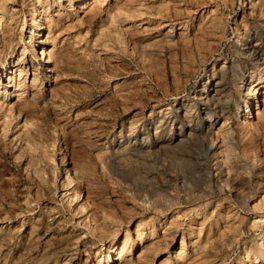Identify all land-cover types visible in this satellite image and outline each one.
<instances>
[{
  "label": "rangeland",
  "instance_id": "1",
  "mask_svg": "<svg viewBox=\"0 0 264 264\" xmlns=\"http://www.w3.org/2000/svg\"><path fill=\"white\" fill-rule=\"evenodd\" d=\"M259 1L0 0V264H264Z\"/></svg>",
  "mask_w": 264,
  "mask_h": 264
},
{
  "label": "bare ground",
  "instance_id": "2",
  "mask_svg": "<svg viewBox=\"0 0 264 264\" xmlns=\"http://www.w3.org/2000/svg\"><path fill=\"white\" fill-rule=\"evenodd\" d=\"M259 4H260V6L261 5H263V2H262V0H260L259 1ZM264 48V47H263ZM263 48H262V46L260 45V42L259 43H255L253 46H250V47H247V50H246V55L249 57V59L250 60H252V59H263V57H262V55H263ZM49 51V50H48ZM212 86H213V89L211 90V92H209V93H207L206 92V90H202L201 89V91H202V93H206L203 97H202V100L204 101V102H210V103H212V104H214V105H216L217 107H218V109L219 110H221V109H223V107L225 106V101H227V99L224 97V98H221L220 96H218V94L220 93V92H222L223 91V88H222V86H223V73L222 72H220L219 73V76L217 77V79H216V81L214 82V84H212ZM182 104H184L185 106H188L189 107V105L187 104V103H184V102H182ZM249 105V104H248ZM184 106V107H185ZM247 106V104H245V107ZM195 108V107H194ZM186 111V110H185ZM185 111H183V116H180V118H178L177 117V119H175L176 120V123L177 124H179L178 126L180 127V124H181V117L183 118V117H188V116H185ZM240 111V110H239ZM218 113V112H217ZM217 116V115H216ZM220 117V116H219ZM214 120V119H213ZM198 121H200L201 123H207V122H212V114L209 112V111H206L205 110V112H203L202 114H201V116L198 118ZM174 125H176V124H174ZM209 126H207V128H208ZM195 128H196V124H195ZM195 128H193L192 129V131L193 132H191V133H196V132H194L196 129ZM207 128L205 129V131L203 132V134L201 135V139L200 140H202V142H203V145H205V147H206V145L208 144L207 143V140L209 141V146H207L206 147V150H209L211 147H215V148H217V149H219L220 148V151H218V152H216V153H218V157L220 156L221 157V153H222V150H223V152L224 153H226V156H227V158L229 159L228 160V163L227 162H225L224 160H221V159H219V164L221 165V166H223V167H226L225 169H224V171L226 172V173H230V172H232V171H235L236 170V172H234V176L235 177H241V176H247V177H249V165L247 164V163H245V162H243V161H241V159H240V157L238 156V154H237V150H236V143H235V138H234V136L232 135V130L231 129H229V127L228 128H224L223 129V127H222V132H221V135L219 136V137H217V136H209L208 138H206L207 136V134L208 133H210L209 132V130H207ZM209 129V128H208ZM170 133V132H169ZM192 134V135H193ZM179 136H181L180 134H176V135H174V136H172V138H170L165 144H163L162 145V140H160V145H159V147L160 148H163V147H165V146H167V145H169V146H167V147H171V146H176L177 144H180L181 142H182V138H180ZM202 136H204L203 138H202ZM176 140V142L175 143H172V141L173 140ZM238 144V143H237ZM204 147V148H205ZM3 157H5V155H2ZM255 157H257V156H255ZM260 161V157H258L254 162H259ZM198 162V161H197ZM218 163V162H217ZM253 163V162H252ZM251 163V164H252ZM195 164H196V166L198 167V169L201 167H199V165L201 164V163H196L195 162ZM256 164V163H255ZM181 165V164H180ZM0 166L2 167V169H1V172H4L5 171V166L2 164V163H0ZM221 166H219V167H221ZM251 166H254V163H253V165H251ZM222 168V167H221ZM223 171V172H224ZM204 173V172H203ZM176 174V173H175ZM239 177V178H240ZM242 177V178H243ZM226 181V180H225ZM6 184H7V181L6 180H4V179H2V178H0V200L2 201L3 199L1 198V197H4V194H8L7 193V191H5V190H3V187L4 186H6ZM256 188H258V187H256ZM255 189V188H254ZM253 189V190H254ZM257 189H255V191H256ZM15 191H17V190H15ZM258 192V191H257ZM13 193V192H12ZM14 196V195H13ZM262 200H263V197H262ZM263 207V206H262ZM263 209H264V207H263ZM264 216L262 215V216H260L259 218H257V219H254L253 221H252V223H253V225L254 226H259L260 227V225H262V223H263V218ZM252 225V226H253ZM253 226V227H254ZM42 229L40 228V230H39V228L38 229H33L32 230V232H39V231H41ZM259 233V232H258ZM257 235H259V234H257ZM257 237V236H256ZM264 238V237H263ZM263 238H262V231H261V233H260V235L258 236V239L257 240H255L256 241V243L259 245L258 247H260V249L261 248H263L264 246H263V242H262V240H263ZM63 241V239H59L56 243H55V246L56 247H58V245H59V243L60 242H62ZM126 241H127V236H125L124 237V239H123V241H122V246H121V249H120V251H119V253H118V256L119 257H123L124 256V254H126L127 253V251H128V248H125V245H126ZM47 246V248H52V247H50V245H46ZM54 246V245H53ZM128 247V246H127ZM23 248V247H22ZM25 249H27L26 250V253H25V255L27 256V258L29 257V256H31V255H33L35 252L36 253H38L39 252V249H42L43 251H44V246H42L41 248L40 247H38V246H35V247H28V248H26L25 247ZM245 251V250H244ZM261 256H262V251H261ZM250 256H248L247 255V258H249ZM25 259V258H24ZM42 264H49V260L46 262V261H44Z\"/></svg>",
  "mask_w": 264,
  "mask_h": 264
}]
</instances>
